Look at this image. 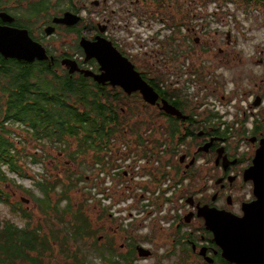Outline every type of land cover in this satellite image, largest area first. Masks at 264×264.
Returning <instances> with one entry per match:
<instances>
[{"label":"flooded vegetation","instance_id":"af4514ba","mask_svg":"<svg viewBox=\"0 0 264 264\" xmlns=\"http://www.w3.org/2000/svg\"><path fill=\"white\" fill-rule=\"evenodd\" d=\"M235 1L0 0V34L25 31L48 56V60H34L28 64H41L61 75L68 73L62 63L68 60L80 70L101 74L100 61L86 58L82 46L95 43L96 47L107 51L110 44L154 91L159 86L160 93L180 96L164 98L156 91L158 105H150L139 92L128 94L108 81L98 83L82 73H68L74 78L88 79L83 83L95 86L99 102H111V115L117 117L119 125L115 127L111 123L114 140L103 147L100 162H93L90 153L81 155L73 163L59 155L61 161L64 159L63 165L83 167L85 162L82 158L88 157L92 164L89 171L93 173L91 179H97L100 186L99 174H108L119 166L122 147L128 151L134 147L141 148L143 152L151 153L161 149L169 165L167 176L172 177L175 184L182 180L185 182L178 191L183 201H172L167 214L146 224L144 221L149 219L152 211L146 213L144 221L133 224L125 223L101 208L94 218L97 226L86 215L93 235H73L76 237L74 240L68 233L70 239L60 252H57L47 227L43 232L45 225L39 224L43 222V214L36 207L42 219L27 227L21 218L24 225L18 226L33 233L31 259L44 264H50L49 259L52 264H92L89 252L82 251V248L90 250L93 246V264H163L165 261L172 264H214L219 259L223 260L212 241V234L204 227V219L197 216V206L242 217V205L256 200L253 180L247 171L256 155L264 151V69L259 72L241 68L244 61L264 68V49L255 44L247 50L248 59H244L239 43L251 42L254 38L224 33L213 27L214 24H228L229 5H236ZM253 1L255 4L264 2ZM65 13L81 19L74 25L58 22ZM57 36L61 41H55ZM22 62L27 63L15 58L5 59L0 53V90L6 82L7 65ZM182 63L185 70L193 75L192 79L181 80L176 76L183 68ZM172 70L175 79L166 80L164 74ZM162 101L173 106L180 117L162 111ZM4 107L5 97L0 91V122ZM136 124L141 125L140 128H133ZM0 131H3L1 125ZM140 140L143 144H136ZM153 142L159 144L152 145L157 144ZM36 153L33 154L35 157L38 156ZM33 165L42 163L39 161ZM116 175L120 179L126 177L125 172ZM85 180H88L86 175ZM9 184L13 200L21 186L14 181ZM99 191L101 189L90 196L97 195ZM76 193L79 200L88 197L81 189L80 195L78 191ZM25 196H20L16 206L19 202L28 206V200L22 198ZM146 198L155 211L161 208L160 197L149 195ZM66 233L59 232L60 239ZM91 238L95 241L90 242ZM43 240L48 241L49 248L39 257V244ZM81 241L83 245H80ZM53 254L56 255L54 258L51 257Z\"/></svg>","mask_w":264,"mask_h":264},{"label":"trees","instance_id":"16d2710c","mask_svg":"<svg viewBox=\"0 0 264 264\" xmlns=\"http://www.w3.org/2000/svg\"><path fill=\"white\" fill-rule=\"evenodd\" d=\"M249 1L253 0H247V3ZM260 3L264 5V2ZM5 73L6 82L0 90L5 97V107L2 111L4 115L0 122L3 127V131H0V182L6 181L1 171L2 166L12 174L25 177L19 165V161L25 155L10 141L12 132L8 129L9 125L16 124L21 127L23 137L26 135L34 143H48L60 152L54 156L56 166L50 180L51 176H45L38 179L35 184V179H31L38 195L20 187L43 214L44 219L40 224L47 226V230L53 236L51 239L57 247V252H60L70 239L68 233L72 237L73 235L91 237L93 232L85 212L87 201L73 200V193L81 189L79 183L85 179L86 167L81 168L80 175H77L63 165L59 155L73 163L79 160L81 155L90 153L93 162H100L103 147L110 145L114 140L111 135V123L117 127L119 125L117 117L111 115V102H99L95 86L84 84L83 82L88 80L84 77L74 78L66 72L57 75L41 64L23 62L8 64ZM158 89L159 86L155 90L160 93ZM160 94H163L164 98L180 97L177 94L169 96L165 92ZM140 126L136 124L133 128ZM136 144H143V141L140 140ZM136 149L139 148L134 147L129 151ZM30 158L31 164L41 161L33 154ZM19 203L18 206H14L12 212L19 214L29 227L30 215ZM61 231H67L62 239L59 237ZM36 233L35 231V235ZM32 235L28 229H20L12 222L0 223V264H19L18 261L44 264L30 258ZM76 237H73L74 240ZM48 248V241L43 240L39 244V257ZM217 261L214 264H228L221 259Z\"/></svg>","mask_w":264,"mask_h":264},{"label":"water","instance_id":"95a60500","mask_svg":"<svg viewBox=\"0 0 264 264\" xmlns=\"http://www.w3.org/2000/svg\"><path fill=\"white\" fill-rule=\"evenodd\" d=\"M80 19L79 16L65 13L57 21L74 25ZM82 47L86 58L100 61L101 74L80 70L74 63L64 60L62 63L69 74L79 72L98 83L108 81L128 94L139 92L142 99L150 105L157 103L158 94L110 44L107 51H104L103 47H96L95 43ZM0 53L5 59L15 58L27 63L48 60L43 47L32 42L25 31L19 30L4 31L0 34ZM160 109L169 115L180 117V113L166 101H162ZM257 170H261V173H257ZM247 174H250L249 177L253 180L256 200L242 205V217L197 206V216L204 219L205 229L212 234V241L220 250L221 258L228 264H264V151L256 155ZM205 260L211 262L209 258Z\"/></svg>","mask_w":264,"mask_h":264},{"label":"rangeland","instance_id":"374dc122","mask_svg":"<svg viewBox=\"0 0 264 264\" xmlns=\"http://www.w3.org/2000/svg\"><path fill=\"white\" fill-rule=\"evenodd\" d=\"M53 2H56L57 0H52ZM236 5L230 4L229 5V18H228V24L227 25H221V24H214L213 27L215 29L220 30L221 32H229L233 35H244V36H250L251 38H254L251 42H240L239 43V49L243 50L244 53V59H248L247 55L249 54V49L253 48L255 44H258L261 46L262 49H264V6L262 4H255L254 1H250L249 4L241 0L235 1ZM83 12V11H82ZM81 12V14H82ZM55 41H61L59 36L54 37ZM251 47H250V46ZM186 61L190 62V59H187ZM180 68V72L176 74V76H180L181 80H190L193 78V75L188 73V71L185 70V64L182 63ZM242 69H253L255 71H262L264 68L256 67L255 64H250L248 61H244L243 65L241 66ZM167 73V72H166ZM173 70L170 73L164 74V77L166 80H173L175 77L173 76ZM56 74V73H55ZM59 75V74H57ZM230 83L227 88H230ZM8 129L12 132L10 141L14 143L15 148H18V151L25 156L21 158L19 161V165L22 168L23 173L25 174V177H20L19 175L12 174L9 172L5 167L2 166L1 171L4 174L6 181L1 184V193L2 198L6 202L0 201V223H4L6 221L12 222L17 226L24 225V222L19 217V214H15L12 212V210L16 206V202L20 200V196L26 195L25 197H22L24 199H27L29 204L28 206H22L23 210L27 209V212L30 213L32 222L31 224H35L37 221H40L41 214L38 213V210L36 209L35 202L25 193L18 190L16 192V196L13 198V200L10 198V192L12 191V187L9 184L10 181H14L16 185L21 186L25 189L31 190L32 193L35 195H38L37 189H35L34 185H32L31 179H35L37 181L38 179H41L45 176H51L49 180L52 178L53 173L55 172L54 167V156L59 152L56 150L53 146H50L48 143H42V144H36L34 141L26 137V135L23 137V129L16 124L9 125ZM72 148V147H71ZM38 154L36 156L37 158L41 159L42 165L35 166L30 163V156L32 154ZM50 154V155H49ZM60 154V152H59ZM46 155V157H44ZM66 159V158H65ZM165 158L161 160L160 162V168H148L146 169L147 175H155L164 179H168L167 176L169 168L167 163H165ZM64 161V159L62 160ZM82 161L85 162L83 167H86V170H84L85 175L88 177V180H85L83 182L79 183V188L83 189L85 193H87L85 196H88L85 198L86 207L85 212L86 215L92 220L93 225L97 226L98 224L95 221V217L101 208L105 209L107 212H109V207L107 205H103L101 200L98 198V195H91L95 190L102 189V184L99 186L98 180L95 179L92 181L91 177L93 176V173H89L91 160L87 157L85 159L82 158ZM70 170H72L77 175H80L81 173V166H74L71 164H68ZM95 165V164H94ZM133 169H131L132 171ZM62 172V171H61ZM61 172L58 173V176H60ZM125 175H128V172H125ZM41 176V177H40ZM150 177V176H149ZM172 178V177H171ZM79 193V190H77ZM80 195V193H79ZM114 196V195H111ZM30 200H29V199ZM73 200L76 202H79V197L76 191L73 193ZM22 202V201H21ZM40 224V223H39ZM103 222L100 224L102 225ZM46 225L43 227V232L46 230ZM90 242H94V238H91ZM83 241L80 242V245H83ZM82 251L89 252V260H91V263L93 264L94 256L92 252L95 251V247L91 246L90 250L88 248L83 247ZM56 255L53 254L51 257L54 258ZM88 256V253H87ZM50 264L51 260L49 259ZM150 262V260H149ZM148 262V263H149ZM163 264H172L169 263V261H165ZM200 264V263H198Z\"/></svg>","mask_w":264,"mask_h":264},{"label":"built area","instance_id":"2783aa9c","mask_svg":"<svg viewBox=\"0 0 264 264\" xmlns=\"http://www.w3.org/2000/svg\"><path fill=\"white\" fill-rule=\"evenodd\" d=\"M121 153L123 156L119 157V166L108 174L101 172L98 177L101 179L102 189L97 195L103 205L109 207L110 214L124 220L125 223L137 224L144 221L147 212L152 211L149 219L144 221L146 224L153 218L167 214L172 201H183V197L178 195V191L185 184L183 180L175 184L171 177L164 179L147 175L146 169L160 168V162L165 158L161 149L151 153L143 152L141 148L128 151L126 147H122ZM126 171L128 172L126 177L123 179L117 177V173ZM149 195L160 197L159 200L162 202L160 209L156 211L153 209L146 198Z\"/></svg>","mask_w":264,"mask_h":264}]
</instances>
